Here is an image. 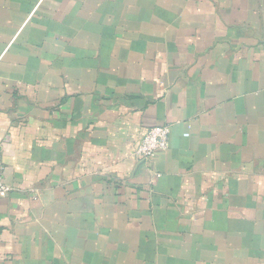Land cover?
<instances>
[{"label":"crops","instance_id":"crops-1","mask_svg":"<svg viewBox=\"0 0 264 264\" xmlns=\"http://www.w3.org/2000/svg\"><path fill=\"white\" fill-rule=\"evenodd\" d=\"M0 148V264H264V0H0Z\"/></svg>","mask_w":264,"mask_h":264},{"label":"built area","instance_id":"built-area-1","mask_svg":"<svg viewBox=\"0 0 264 264\" xmlns=\"http://www.w3.org/2000/svg\"><path fill=\"white\" fill-rule=\"evenodd\" d=\"M170 128L168 125H154L146 129L133 148L135 157L150 159L159 152H163L169 145ZM4 162L0 148V197H4L10 191L4 180Z\"/></svg>","mask_w":264,"mask_h":264}]
</instances>
